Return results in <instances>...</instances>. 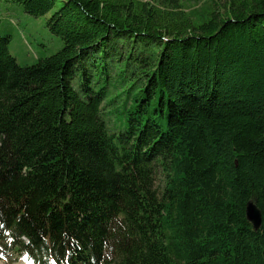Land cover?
Segmentation results:
<instances>
[{"label":"trees","instance_id":"trees-1","mask_svg":"<svg viewBox=\"0 0 264 264\" xmlns=\"http://www.w3.org/2000/svg\"><path fill=\"white\" fill-rule=\"evenodd\" d=\"M155 1L0 0L62 41L24 65L0 35V250L264 264V0Z\"/></svg>","mask_w":264,"mask_h":264},{"label":"rangeland","instance_id":"rangeland-1","mask_svg":"<svg viewBox=\"0 0 264 264\" xmlns=\"http://www.w3.org/2000/svg\"><path fill=\"white\" fill-rule=\"evenodd\" d=\"M179 3H182L181 0H175L174 4ZM202 3L200 1L194 4L186 2L184 6L180 7V10L189 15L192 13L190 10L202 9ZM153 4L158 7L161 5L159 0ZM46 18L47 15L35 17L26 14L17 4L0 5V35H11L8 47L19 64H33L37 58L52 54L62 46L60 38L45 26ZM138 144L141 145V143ZM142 151L151 152L149 147ZM140 161L144 162V159H138V162ZM95 221L98 222V219H95L94 223ZM2 252L0 264H27L29 262L26 254L16 256L10 251L3 250Z\"/></svg>","mask_w":264,"mask_h":264},{"label":"water","instance_id":"water-1","mask_svg":"<svg viewBox=\"0 0 264 264\" xmlns=\"http://www.w3.org/2000/svg\"><path fill=\"white\" fill-rule=\"evenodd\" d=\"M245 216L254 230H257L261 225V210L253 200H249L245 206Z\"/></svg>","mask_w":264,"mask_h":264},{"label":"bare ground","instance_id":"bare-ground-1","mask_svg":"<svg viewBox=\"0 0 264 264\" xmlns=\"http://www.w3.org/2000/svg\"><path fill=\"white\" fill-rule=\"evenodd\" d=\"M24 240V239H23ZM25 241V240H24Z\"/></svg>","mask_w":264,"mask_h":264}]
</instances>
